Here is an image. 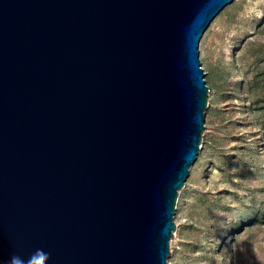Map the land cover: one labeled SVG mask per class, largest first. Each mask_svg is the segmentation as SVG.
Here are the masks:
<instances>
[{
  "label": "water",
  "instance_id": "water-1",
  "mask_svg": "<svg viewBox=\"0 0 264 264\" xmlns=\"http://www.w3.org/2000/svg\"><path fill=\"white\" fill-rule=\"evenodd\" d=\"M232 1L0 0V264H168Z\"/></svg>",
  "mask_w": 264,
  "mask_h": 264
},
{
  "label": "rangeland",
  "instance_id": "rangeland-1",
  "mask_svg": "<svg viewBox=\"0 0 264 264\" xmlns=\"http://www.w3.org/2000/svg\"><path fill=\"white\" fill-rule=\"evenodd\" d=\"M198 47L208 106L167 262L264 264V0L224 6Z\"/></svg>",
  "mask_w": 264,
  "mask_h": 264
},
{
  "label": "clouds",
  "instance_id": "clouds-1",
  "mask_svg": "<svg viewBox=\"0 0 264 264\" xmlns=\"http://www.w3.org/2000/svg\"><path fill=\"white\" fill-rule=\"evenodd\" d=\"M36 254H39L41 259H43L44 261H47V259L49 258V254L43 253L42 250H37ZM9 264H24V262L20 257L13 256L12 258H10Z\"/></svg>",
  "mask_w": 264,
  "mask_h": 264
}]
</instances>
